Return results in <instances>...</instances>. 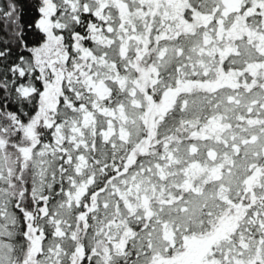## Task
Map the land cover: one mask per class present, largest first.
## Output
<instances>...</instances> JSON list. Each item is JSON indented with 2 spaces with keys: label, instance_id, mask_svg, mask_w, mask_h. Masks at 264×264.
I'll return each mask as SVG.
<instances>
[{
  "label": "snow or ice",
  "instance_id": "obj_1",
  "mask_svg": "<svg viewBox=\"0 0 264 264\" xmlns=\"http://www.w3.org/2000/svg\"><path fill=\"white\" fill-rule=\"evenodd\" d=\"M0 264H264V0H0Z\"/></svg>",
  "mask_w": 264,
  "mask_h": 264
}]
</instances>
